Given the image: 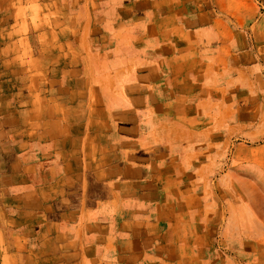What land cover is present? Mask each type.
I'll use <instances>...</instances> for the list:
<instances>
[{
	"label": "rangeland",
	"instance_id": "rangeland-1",
	"mask_svg": "<svg viewBox=\"0 0 264 264\" xmlns=\"http://www.w3.org/2000/svg\"><path fill=\"white\" fill-rule=\"evenodd\" d=\"M140 1H146L140 10L129 7ZM84 2L0 0V116L19 97L18 88L22 94L54 88L57 81L49 71L58 69L59 63L52 53H62L60 59L67 64H63L61 88L87 94L92 88L90 97L80 98L100 105L92 111L98 117L93 119L95 132L100 127L123 132L125 125L114 120V109L137 114L135 135H127H138L146 143L94 146L97 152L114 155L115 163L121 162L117 156L132 153L135 168L141 163L143 169L151 164L152 170H158L142 175L143 181L158 180L156 191L151 190L157 199L152 197V205L142 200V206L135 208L156 216L154 259L161 262L168 252L170 264H264V215L252 209L248 215L238 212L237 222L248 224L238 232L239 237L249 238L246 246L241 239L230 241L220 235L229 221L226 187L236 171L249 168L258 174V203L264 210V0H91L88 11L94 16L95 30L79 34L71 26L76 13H85ZM150 18L158 23L156 43L144 30ZM28 21L44 23L46 30L64 28L61 35L46 32L42 41L58 37L57 41L68 42L51 51L27 46L39 34L36 28L29 30ZM64 22L66 27L61 25ZM119 22L141 25L144 31L137 47H131L134 42L128 32L127 47L122 48L117 45V31L97 28ZM108 43L110 47L102 45ZM207 46L216 47L215 51L206 52ZM35 57L45 58V63ZM35 70L40 79L29 75ZM43 73L46 79H41ZM22 130L28 135V128ZM6 139L0 138V264H15L5 245L16 227L9 219L21 211L16 208L21 204L13 200L19 193L12 191L8 179L12 150ZM20 150L15 152L25 149ZM165 169L173 173L168 186ZM234 195V204L240 206L243 197L240 192ZM169 230L178 238L179 252L182 246L189 247L191 256L173 250V241L166 239ZM225 231L229 233L227 225ZM204 233L211 237L202 242ZM202 250L205 255L199 253Z\"/></svg>",
	"mask_w": 264,
	"mask_h": 264
},
{
	"label": "crops",
	"instance_id": "crops-1",
	"mask_svg": "<svg viewBox=\"0 0 264 264\" xmlns=\"http://www.w3.org/2000/svg\"><path fill=\"white\" fill-rule=\"evenodd\" d=\"M84 1L82 6L85 13H76L71 26L79 34L81 31L93 32L96 27L94 16L88 11L93 3L91 0ZM145 2L140 1L129 7L140 10L146 6ZM148 23L149 26L144 30L152 36L150 42L156 43L154 36L158 33V23L151 18ZM61 25L66 27V22ZM28 28L30 31L36 28L39 34L35 41H27V46L51 51L68 42L57 41L58 37L53 41H42L46 32L58 31L61 35L63 27L46 30L44 23L34 24L28 21ZM97 28L100 32L117 31V45L122 48L127 47L126 32L131 38L129 41L134 42L131 47H137L142 40L141 32L144 31L141 30V25L126 26L123 22L115 26L104 23ZM202 30L211 32L208 28ZM219 31L220 29L214 30L216 33ZM14 41L15 44L20 43L19 39ZM102 45L110 47L109 43ZM215 48L207 46L205 51H215ZM218 48L221 49L222 46ZM52 55L59 63L58 69L49 71L54 74L53 80L57 81L53 83L54 88H38L37 91H42L40 94L33 90L22 94L18 88L19 97L13 100L12 105L5 106V115L0 116V138H7V147L12 150L8 179L11 178L12 191L19 193L13 200L21 204V207L16 206L21 211L9 219L16 227L12 228L6 238L7 256L15 264H170L167 256L170 259L172 253L164 250L166 257H161V262L154 259L158 254L157 246L153 245L155 240L152 241V236L157 231L156 216L135 210L142 206V200L148 199L149 205H152V197L157 199L151 190L156 191L158 180L147 177L143 181L142 175L157 173L158 170H152L151 164L143 169L141 163L135 168V161L130 160V156L135 159L132 153L122 155L124 157L117 156V160L121 162L115 163L114 155H107L105 151L97 152L94 146V143H146L144 138L134 136L137 114L131 113L132 110L114 109L111 111L114 113L112 116L114 120L124 123L123 132L116 134L102 127L95 132L93 119L96 116L92 115V111L97 110L100 105L95 107L90 99L80 98H86L87 95L90 97L92 88L89 94L75 88H61L63 64H67V61L60 59L62 53L53 52ZM35 59L39 63H45L43 57ZM77 61H80L79 56ZM38 74L40 72L37 70L29 73L40 79ZM43 75L41 79H46L45 73ZM132 123L133 126L130 125ZM22 128L29 129L28 135H25ZM21 148L25 150L15 152ZM165 171L168 186L173 180L172 177L169 178L173 173L168 169ZM233 176L235 178L226 187L231 202L228 206L229 221L224 222L220 235L230 241L241 239L246 246L245 242L249 238L246 235L239 237L238 232L247 228L248 224L238 223L236 216L239 211L248 215L250 209L259 216L264 215V210H261L258 203V174L245 168L236 171ZM234 192H240L244 199L242 203L239 202L240 206L233 202L237 198ZM225 225L228 226L229 233L225 231ZM170 231L166 239L173 241L171 247L179 252L181 247L175 242L178 238ZM210 237V233H204L202 242ZM191 251L189 247L182 246L179 254L191 256ZM199 253L205 255L206 252L202 250Z\"/></svg>",
	"mask_w": 264,
	"mask_h": 264
},
{
	"label": "bare ground",
	"instance_id": "bare-ground-1",
	"mask_svg": "<svg viewBox=\"0 0 264 264\" xmlns=\"http://www.w3.org/2000/svg\"><path fill=\"white\" fill-rule=\"evenodd\" d=\"M65 15H66V13H65ZM160 33V32H159ZM52 48V47H51ZM202 77V76H201ZM78 90V89H77ZM90 93V92H89ZM140 116V115H139ZM66 119V118H65ZM159 133V132H158ZM102 144V143H101ZM86 147V146H85ZM150 151V150H149ZM105 154V153H104ZM173 169V168H172ZM162 173V172H161Z\"/></svg>",
	"mask_w": 264,
	"mask_h": 264
}]
</instances>
